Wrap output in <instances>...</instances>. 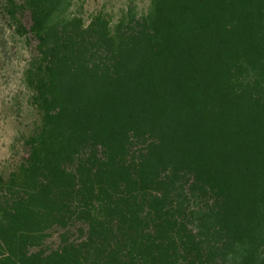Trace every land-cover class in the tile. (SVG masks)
Masks as SVG:
<instances>
[{
	"label": "trees",
	"instance_id": "trees-1",
	"mask_svg": "<svg viewBox=\"0 0 264 264\" xmlns=\"http://www.w3.org/2000/svg\"><path fill=\"white\" fill-rule=\"evenodd\" d=\"M82 6L1 0L37 122L0 264H264V0Z\"/></svg>",
	"mask_w": 264,
	"mask_h": 264
},
{
	"label": "rangeland",
	"instance_id": "rangeland-1",
	"mask_svg": "<svg viewBox=\"0 0 264 264\" xmlns=\"http://www.w3.org/2000/svg\"><path fill=\"white\" fill-rule=\"evenodd\" d=\"M128 2L140 9L147 0H83L82 15L88 17L98 9L117 15ZM23 22L27 24V17ZM29 54L24 38L13 32L0 8V172L22 154L21 137L37 122L36 113L28 104L29 89L23 81Z\"/></svg>",
	"mask_w": 264,
	"mask_h": 264
}]
</instances>
